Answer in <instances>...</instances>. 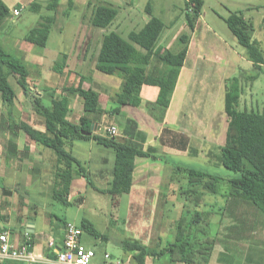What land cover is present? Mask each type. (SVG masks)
Wrapping results in <instances>:
<instances>
[{"label": "rangeland", "instance_id": "1", "mask_svg": "<svg viewBox=\"0 0 264 264\" xmlns=\"http://www.w3.org/2000/svg\"><path fill=\"white\" fill-rule=\"evenodd\" d=\"M4 1L12 11L15 7L13 5H17L18 1L26 5L25 2L28 0ZM202 1L204 6L200 14L201 26L192 33V46L186 61L188 70L189 68L194 70V78L190 97L184 109L187 118L182 121L184 124L189 119L201 122L195 125V132L192 131L194 135L199 136L191 142V146L198 153L189 154L187 158H170L167 164L147 161L153 165L147 163L148 168L147 165L140 166L132 192L116 199L110 194L96 190L109 188L115 164L114 151L94 141H76L72 152L83 166L89 169L91 186L87 187L86 193L71 199L74 205L65 206L54 201L50 190L44 189L35 173L24 175L23 180L28 181L29 187L17 189L21 195L25 196L28 193L25 200L30 206L37 207L35 210L38 212L37 221L40 224L38 233H41L37 239L47 240L51 227H59L63 221L75 223L80 227L84 220H88L102 236L107 238L105 241L84 232L82 242L86 248L95 251L94 263L102 262L106 252L115 259L127 260L131 259V256L126 255L118 247L124 240H137L145 246L156 247L175 238L177 221L188 211L185 206L189 202L182 192L189 186V175L179 169L181 166L196 168L223 178L225 182L221 184L222 192L229 191L228 181L235 174L217 163L212 159L213 157H209V152H213L214 155L220 154L219 148L224 145L226 139L225 86L230 78L239 77L242 73L245 77L253 76L259 71L247 59L246 50L232 35L224 19L231 13L242 11L244 17L252 23V39L259 43L264 55V0ZM38 2L45 6L44 0ZM69 3L70 0H62L59 9L55 12L48 11V7L43 6L42 10L36 13L26 6L21 16L6 20L4 28H0V43L4 50L19 59L31 74L28 79L32 90L30 96L25 95L17 83V78H10V83L17 94L14 116L16 121L22 120L36 125V119L32 115L34 97L37 95L50 99L49 94L52 90L62 93L64 88L77 86L80 76L86 78L84 86L94 88V85L100 84L103 90H107L109 100L116 99L114 94L120 87V80L98 72L94 67V61L85 62L83 68L82 62L74 60L71 63L72 70L68 74L57 73L53 69V64L61 60V54L69 52L71 45L67 40H73L77 31L75 27L81 17V12L73 6L70 8ZM117 5L116 7H124L120 2ZM187 5L191 6L189 0H136V10L132 18L145 17L151 10L168 27L164 34L169 33L174 38L170 49L177 52L182 48L181 36L190 34L186 15L191 11L188 10ZM62 12L67 14L63 15ZM42 16L57 18L45 48L25 41L29 31L37 26ZM124 16L127 17L128 14L122 12L113 25L120 19L124 21ZM85 23L89 24V21L86 19ZM137 24H140L139 20ZM60 26L64 29H60ZM164 34L159 40V45L161 40H164ZM122 36L127 38L125 34ZM30 49H35L36 55L29 52ZM41 58H44L42 64ZM91 78L93 82L90 81ZM242 87L240 110L264 114V66L256 80L250 82L245 80L242 82ZM119 92L120 88L117 93ZM107 99V96L103 97L104 109L108 108ZM79 101L78 99L75 103L77 111L80 110ZM145 104L147 102L143 103L142 110L151 118L157 111L152 107V103ZM118 107L116 101L109 104V109ZM6 112L0 96V149L5 143L6 136L12 134ZM127 118L137 119L136 111L127 108L125 112L113 118L106 115L101 130L95 128V133L106 135L107 127L116 125L119 130L117 138L122 141L124 136L121 126ZM69 119L72 120L70 116ZM75 119L76 117L73 118ZM209 121H211V130L207 134L206 127ZM178 127L181 128L182 124ZM43 149L48 151L46 161L50 165L45 167V171L43 170L42 180L48 182L54 178L55 155L51 150ZM139 160L140 164L146 162ZM152 167L153 169H149ZM146 170H151L149 171L151 173L146 174L145 177ZM6 181L10 182L7 179ZM6 181L0 179V187L4 186ZM30 183L34 188H30ZM80 197L83 199L79 203L77 200ZM75 202L81 205H76ZM199 203L200 211L213 213L208 218L212 222L209 234L211 239L218 238L208 264H264V213L247 203L231 202L228 205L227 199L215 195H207ZM219 222H221L220 228L217 225ZM157 262H159L157 264H166L167 258L164 257ZM148 264H154L152 259Z\"/></svg>", "mask_w": 264, "mask_h": 264}, {"label": "trees", "instance_id": "2", "mask_svg": "<svg viewBox=\"0 0 264 264\" xmlns=\"http://www.w3.org/2000/svg\"><path fill=\"white\" fill-rule=\"evenodd\" d=\"M58 2L59 0H51L47 10L56 11L59 6ZM189 4L191 6L187 5V8L191 12L187 13L186 18L190 34L181 36L182 48L178 52L160 47L159 40L168 27L152 13H149L150 20L140 30L130 32L127 38L116 31L105 33L97 56L96 70L103 75L118 76L122 79L120 92L113 100L118 103L119 107L104 109L100 93L93 88L85 89L83 86L86 78L80 76L77 86L64 88L62 93L52 90L49 94L50 99L37 95L34 97L32 115L36 119V125L43 127L44 131L27 121L15 120L17 94L10 83V78H17V83L25 95L30 96L32 90L28 79L31 74L29 69L19 59L8 54L0 43V96L7 111L8 125L12 130L11 135L17 137L23 133L31 142L54 153L56 157L55 182L52 192L54 201L65 206L74 205L69 197L76 177H84L87 187L91 186L89 169L73 155L72 147L76 141H94L114 151L115 164L109 188L96 190L110 194L116 199L132 192L138 159H152L165 162V164L170 161L172 157L161 153L159 148H145L146 134L140 129L138 122L132 118H127L121 126L124 136L122 141L117 137H110L107 129L106 135L93 132L91 136H85L82 133L92 132L96 115L103 114L113 118L122 113L124 106L133 109L140 108L144 103L141 91L145 85L159 89L157 100L152 105L153 108L158 107L166 111L170 107L181 70L186 65L192 33L197 28V22L204 6L202 0H189ZM72 6L73 0H70L69 7ZM21 7L27 8L23 4H17L14 8ZM29 8L39 13L43 6L39 3H32ZM118 15L117 9L99 5L94 9L92 26L96 29L108 30ZM13 17V10L11 11L4 1L0 0V28L3 29L6 20ZM224 21L237 42L246 50L247 59L259 71L253 76L245 77L242 73L239 77L230 78L225 86L226 139L224 145L219 148L220 154L214 155L213 152H209V157H213L212 159H215L217 163L235 174L228 181L230 189L228 192H222L221 184L225 180L221 177L210 175L196 168L181 166L179 169L189 175V186L182 191L189 202L185 206L188 211L177 221L175 238L156 247L145 246L137 240H124L119 243L118 247L126 255L131 256L130 264H148L150 259L157 264L159 263L157 261L164 257L167 258L166 264L179 262L208 264L218 238L211 239L209 234L212 222L208 218L213 213L200 211L199 201L207 195L223 197L227 199L228 205L231 202L233 204L247 203L264 213V114L240 110L243 95L242 82L245 80L250 82L258 78L264 66V55L259 43L252 39V23L244 17L242 11L231 13ZM55 22L56 18L53 16H42L37 26L29 31L25 41L45 48ZM61 60L57 61L53 68L57 73H63L67 55L62 54ZM70 97H77L83 101L84 114L78 123L69 119ZM159 141L161 146L170 145L191 155L198 153L191 146L188 136L173 133L167 128L162 131ZM81 199L83 198L80 197L77 201L80 203ZM76 202V205H81ZM67 223L69 222L63 221V224L59 226L58 231L62 228L63 235ZM3 225L4 221L0 215V235L7 232V228ZM217 225L220 228L221 222ZM80 228L83 234L88 232L96 238L105 241L107 239L88 220H84ZM58 235L61 237L60 234ZM53 256L52 253L50 257ZM127 260L122 259L123 263Z\"/></svg>", "mask_w": 264, "mask_h": 264}, {"label": "crops", "instance_id": "3", "mask_svg": "<svg viewBox=\"0 0 264 264\" xmlns=\"http://www.w3.org/2000/svg\"><path fill=\"white\" fill-rule=\"evenodd\" d=\"M38 1L39 0H28L25 2L26 4L25 6L29 7L32 3H39ZM50 1L51 0H44L45 6L44 5L43 6L44 7L49 6ZM61 1L62 0H59L58 2L59 5ZM119 2L122 3V5L124 6L123 8L121 6L116 7L118 6L117 3ZM135 3L136 0H73V8L78 9V11L81 12L80 15L81 17H80V21L77 23L75 27L77 31L75 32L72 38L73 40L71 41L67 40V42L70 43L71 45L69 48V52L62 53L63 55L64 54L67 55L66 65L63 73L68 74L69 71L72 70L71 63L74 60L77 62H82L81 66L83 68H85V64H84L85 62L90 60L94 61V67L96 69L97 56L99 54L103 36L105 33L109 31H116L121 35L125 34V36L127 37L130 32L134 30H140L150 20L151 15L149 13H152L153 15L154 13L151 10H149L150 12H148L147 16L139 17V19L136 18L133 19L132 17L134 16V11L136 10ZM5 4L7 5V3ZM16 4H21V3L18 1V3ZM99 5L113 7L118 10L119 15L123 12L128 14V16L127 17L124 16V21L120 19L118 20V22L114 23V25L112 24L108 30L96 29L92 26L91 20L93 17L94 9ZM57 9H59V6ZM65 14H67V12L63 13V15ZM86 19L89 21V24L85 23ZM138 20L140 24H137ZM200 24H201V20L199 18L197 22L198 28H200L201 26ZM60 29H64L63 26H60ZM164 35L165 37L164 40L163 39L161 40L160 47L168 50L173 45L174 38H172L171 34L169 33H166ZM191 46H192V39L190 42L189 52L191 50ZM170 50L172 51V49ZM29 52L36 55L35 49H30ZM42 60H44V58L40 59L41 64H42ZM54 65L55 63L53 64V68ZM76 66L79 65L76 64ZM189 69L190 70H188L187 68V62H186V65L181 70L176 85V89L172 96L170 107L166 111L160 110L158 107H154V110H156L157 113H154L150 118V116H146L144 114L142 110L143 106L141 108H134V109L128 106H124L122 108V112H125L127 108H130L131 111L134 110L136 111L137 119L135 120L138 122L140 129L146 134L147 137L145 148L148 147L159 148L161 153L166 154L172 158H187L189 157L188 156L189 154L187 152L177 150L176 148H173L170 145L161 146L159 140L162 131L164 129L167 128L172 130L173 133L184 134L190 138L191 142L194 139L199 138V136L197 137L196 135H194L193 132H195L196 130L195 125L200 124L201 122L199 123L195 122L194 119H189L185 121V124L184 122H182L184 121V119L187 118V116H185L184 114L185 113L184 109L190 97L189 94L194 78V70L191 68ZM113 77H115V79L118 78V80H120L119 88H121L122 79L119 78L118 76H113ZM92 79L93 78H91L90 80L91 82L94 81V80L92 81ZM83 87L85 89L93 88L92 86H88V87L83 86ZM93 89L100 93L102 102H103V97L106 96L108 97L107 99L108 108L105 107V109L110 110L109 104L112 103L113 100H109L110 96H108L107 90H103L100 84L94 85ZM116 93L114 94V96H116ZM158 94H159V89L157 87L145 85L141 91V98L143 102H147V104L152 103L151 105H153L154 102H156L157 100ZM69 99H70V117L72 118V120L70 121L74 123H78L80 118L84 114L83 101L79 98L75 99V97H70ZM78 99L80 100L79 101L80 110L77 111L75 103H77ZM192 101H194L193 98ZM104 116L106 115L101 114V115H96L94 117V121H95L94 124H96V128H100V130L102 128V122ZM74 117H76L75 120H73ZM30 124L32 125V123ZM181 124L182 127L179 128L178 126H180ZM175 126H177L178 128L177 129L174 128ZM191 126L192 128H190ZM35 127L40 129L41 131H44L43 127H38V125H35ZM210 130H211V121H209L208 126L206 127L207 134L210 132ZM122 140H124V138H122ZM46 152L48 151L43 149V147L38 146L37 144L31 142L28 136L23 133H20L17 137H13L12 135L6 136L5 143L4 145H2L0 149V179L3 182L6 181V179L10 181V182L6 181L5 185L0 187V215L2 216V219L4 221L3 226L7 228V232L5 233L9 234L10 239L15 244L22 243L25 240L26 236L30 235L33 243V251L37 256L40 257H47L52 255V251L49 248V240L51 238H54L58 243V245H61L64 236L63 229L61 228L60 231H58L59 227H51L50 235L47 240L37 239V236L40 237L41 235V233H38L40 224L37 221L38 212L37 210H35L37 209V207L35 208V206L33 207L30 206L28 201L25 200L27 198L26 195H28V193L25 196L21 195L20 193H18L17 189H25L26 187H29V183H27L28 181L23 180L25 179L24 175L35 173L37 175V178L40 179L42 185L44 186V189L50 190V193L52 194L54 182H55V174H54V178L48 182L47 180H45L44 182L42 180L44 178L42 174L43 170L45 171L46 170L45 167H49L50 165V163L46 161L47 158ZM138 160H137V168L134 172V182L136 179V173L138 172L140 166L147 165V163H149L147 161L150 160L154 161L152 159H142V161H146V162L144 163L141 162L143 164H140L139 162L140 160L139 161ZM158 162H162V161H158ZM54 163L56 164V157ZM152 165L153 164H151V166ZM165 166L167 167L168 165ZM146 168H148V165ZM149 169H153V167ZM149 171L148 170L145 171V177L146 174L149 173ZM30 188H34L31 183H30ZM86 189H87V181L85 180V178L81 176L76 177V179L73 182L69 200L71 201L73 197L82 195L84 192L86 193ZM58 234H60L61 237H59ZM107 253L108 252H106L105 254ZM5 264H19V263L6 262Z\"/></svg>", "mask_w": 264, "mask_h": 264}, {"label": "built area", "instance_id": "4", "mask_svg": "<svg viewBox=\"0 0 264 264\" xmlns=\"http://www.w3.org/2000/svg\"><path fill=\"white\" fill-rule=\"evenodd\" d=\"M23 9L24 7L14 8L13 16L19 17ZM107 133L110 137L119 136L118 127L109 126ZM82 236L83 230L75 223L69 222L66 224L61 245H58L54 238L49 240V248L54 256L40 257L33 251L30 235H27L22 243L15 244L8 233H3L0 235V264H130V259L123 263L121 259L113 258L109 253L105 254L102 262L94 263L96 253L82 244Z\"/></svg>", "mask_w": 264, "mask_h": 264}, {"label": "water", "instance_id": "5", "mask_svg": "<svg viewBox=\"0 0 264 264\" xmlns=\"http://www.w3.org/2000/svg\"><path fill=\"white\" fill-rule=\"evenodd\" d=\"M95 128H96V124H93L92 125V132H90V133L83 132L82 134L85 135V136H91L92 133L95 132V130H96Z\"/></svg>", "mask_w": 264, "mask_h": 264}]
</instances>
